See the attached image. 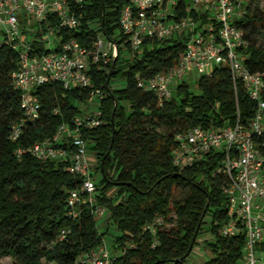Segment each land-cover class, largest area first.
<instances>
[{
  "label": "trees",
  "instance_id": "obj_1",
  "mask_svg": "<svg viewBox=\"0 0 264 264\" xmlns=\"http://www.w3.org/2000/svg\"><path fill=\"white\" fill-rule=\"evenodd\" d=\"M69 1L80 26L56 29L61 43L75 39L93 51L102 37L118 46L108 73L90 67L94 89L103 90L105 97L99 101L102 124L83 133L95 152V170L102 174L98 179L95 172L96 201L109 214L106 231L112 225L121 234L113 241V250L120 253L112 252V264H189L204 231L210 239L205 241L209 258L203 264H240L246 244L244 226L239 223L242 229L235 237L220 234L230 221L223 193L230 180L215 174L225 156L212 154L180 171L172 163V152L176 136L196 127L219 129L238 120L249 127L256 103L241 82L234 83L228 65L200 76L194 91L183 83L171 100L160 102L153 93L138 88L137 79L149 80L174 69L185 54L189 36L145 39L133 51L119 25L129 0ZM245 10L244 17L234 22L247 41L237 54L243 56L249 72L264 77V12L253 1L247 2ZM177 15L191 17L197 31L213 23L218 35L221 25L208 15L187 14L185 0H180ZM47 24L56 27L57 19L50 17ZM45 31L42 25L28 33L40 55L49 52L42 42ZM18 61L15 51L0 45V264L4 258L11 264H77L80 257L102 246L105 236L89 207H82L75 220L68 217L67 197L80 188L83 178L69 173L68 163L40 162L29 154L18 157L16 152L52 140L61 123L84 116L82 105L89 102L93 89L69 91L58 83L39 87L40 119L11 142V128L23 118L20 94L12 81ZM116 81H124V88L112 87ZM254 140L264 153V138ZM177 195L183 198L176 199ZM156 217H163L166 226L153 235L145 228ZM173 221L176 225L168 228ZM64 230L68 234L60 241ZM259 251L264 252V243Z\"/></svg>",
  "mask_w": 264,
  "mask_h": 264
},
{
  "label": "built area",
  "instance_id": "obj_2",
  "mask_svg": "<svg viewBox=\"0 0 264 264\" xmlns=\"http://www.w3.org/2000/svg\"><path fill=\"white\" fill-rule=\"evenodd\" d=\"M80 1L75 0L76 3ZM247 2L185 0L187 14L208 15L221 25L218 35L214 33L213 23L197 31L198 25L191 17L179 19L180 0H129L121 11L119 25L133 51L139 50L145 39L163 41L175 34L189 36L185 54L174 69L149 80L137 79L138 88L153 93L160 102L171 100L176 88L190 83L192 77L196 82L200 76L210 75L214 68L228 65L234 83L241 82L250 100L256 103L257 110L249 127L238 120L235 125L219 129L196 127L177 135L172 163L184 171L212 154L225 156L223 166L215 174L225 175L230 180V185L223 189L229 202L230 221L220 234L225 238L235 237L240 234L239 223H242L246 244L240 264H264V252L259 251V246L264 243V153L254 140V137L264 138V77L249 72L243 64V56L237 54L238 48H246L247 41L234 24L244 17ZM50 17L57 19L56 27L47 24ZM42 25L46 29L43 46L49 52L40 55L28 33H34ZM79 26L80 18L72 11L69 0H0L2 44L15 51L19 60L12 81L20 94L23 118L12 126L11 142H17L23 129L40 119L42 105L36 92L45 84L58 83L69 91L93 89L90 103L104 99L105 92L94 89L90 67L95 65L108 73L117 57L118 46L102 37L94 43L93 51L75 39L61 43L56 29L75 30ZM84 111V116L61 123L52 140L18 149L16 154L18 157L29 154L40 162L68 163L66 170L83 178L80 188L67 197L68 217L75 220L82 207H89L99 220L105 218L107 211L96 201L93 163L97 165V162L90 160L91 143L83 133L102 124L101 113L99 107L95 112ZM58 113V110L54 111V115ZM164 226L163 217H156L145 229L156 235ZM67 234L62 231L60 241ZM77 264H112V253L103 241L102 246L80 257Z\"/></svg>",
  "mask_w": 264,
  "mask_h": 264
},
{
  "label": "rangeland",
  "instance_id": "obj_3",
  "mask_svg": "<svg viewBox=\"0 0 264 264\" xmlns=\"http://www.w3.org/2000/svg\"><path fill=\"white\" fill-rule=\"evenodd\" d=\"M253 1V3L255 5H257L259 7V9H261L264 12V0H248V3ZM4 41L3 37H0V44H2ZM198 77V76H197ZM192 79H189L190 83H188L189 88L191 91L195 90V81H193ZM125 86V82L124 81H116L115 83H112V87L116 88V89H122ZM175 92V91H174ZM99 107V100H95L93 102L87 103L82 105V108L85 110L87 109L89 112H95L98 110ZM89 157L91 161H95L96 157H95V152L94 151H89ZM96 163H93V171L96 172L98 179H100L102 177V174L99 171L95 170V166ZM183 198L182 195H177L176 199H180ZM109 222V214L107 212L105 218L99 219L97 220V227L99 229L100 232L105 233L104 236V241L107 245V248L111 251V253L115 252L116 254H119V250H113V241L115 239V237L120 236L121 234L118 233L115 228L111 225L109 230L106 231L103 230V226L107 225ZM174 225H176V221H173V223L169 224L168 228H172L174 227ZM210 239L209 234L204 231V233L201 235L200 239L197 242V246L194 249L190 259H189V264H203L208 258H209V252L207 250V248L205 247V241H208ZM2 264H11V260L9 258H4L1 260Z\"/></svg>",
  "mask_w": 264,
  "mask_h": 264
},
{
  "label": "crops",
  "instance_id": "obj_4",
  "mask_svg": "<svg viewBox=\"0 0 264 264\" xmlns=\"http://www.w3.org/2000/svg\"><path fill=\"white\" fill-rule=\"evenodd\" d=\"M107 226H108V224H107V225H104V226H103V230H105Z\"/></svg>",
  "mask_w": 264,
  "mask_h": 264
},
{
  "label": "water",
  "instance_id": "obj_5",
  "mask_svg": "<svg viewBox=\"0 0 264 264\" xmlns=\"http://www.w3.org/2000/svg\"><path fill=\"white\" fill-rule=\"evenodd\" d=\"M114 63H115V61H114ZM114 69V65L112 66V69L111 70H113Z\"/></svg>",
  "mask_w": 264,
  "mask_h": 264
}]
</instances>
